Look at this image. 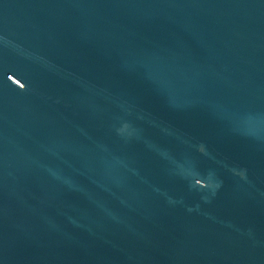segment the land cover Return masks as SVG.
<instances>
[{
  "label": "water",
  "instance_id": "95a60500",
  "mask_svg": "<svg viewBox=\"0 0 264 264\" xmlns=\"http://www.w3.org/2000/svg\"><path fill=\"white\" fill-rule=\"evenodd\" d=\"M0 264H264V0H0Z\"/></svg>",
  "mask_w": 264,
  "mask_h": 264
}]
</instances>
